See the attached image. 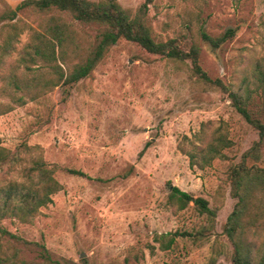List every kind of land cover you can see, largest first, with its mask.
Here are the masks:
<instances>
[{"label": "rangeland", "instance_id": "1", "mask_svg": "<svg viewBox=\"0 0 264 264\" xmlns=\"http://www.w3.org/2000/svg\"><path fill=\"white\" fill-rule=\"evenodd\" d=\"M117 1L136 11L145 0ZM20 2L0 0V10ZM56 22L60 28L47 32ZM146 22L157 41L197 43L203 69L232 90L250 92L256 115L264 86V0H153ZM30 26L56 42V59L36 53L43 39ZM13 27L19 40L0 66V105L12 110L0 114V137L18 160L0 171V186L27 182L24 168L37 158L59 166L54 176L63 186L33 222L0 220L31 242L14 243L21 258L27 264L232 263L235 244L225 227L238 198L230 173L259 133L229 93L200 79L190 59L152 54L124 38L86 78L53 85L61 69L67 74L93 51L104 27L68 11L23 9L15 23H0V49ZM229 28L236 34L219 48L201 36ZM219 135L231 141L226 157L205 163L200 151ZM172 186L206 198L215 213L194 202L180 209ZM243 214L242 241L254 253L264 251V192L249 196ZM168 232L181 235L164 249L170 236L161 234Z\"/></svg>", "mask_w": 264, "mask_h": 264}, {"label": "trees", "instance_id": "2", "mask_svg": "<svg viewBox=\"0 0 264 264\" xmlns=\"http://www.w3.org/2000/svg\"><path fill=\"white\" fill-rule=\"evenodd\" d=\"M153 0H145L142 5L133 11L131 8L123 7L117 0H21L16 7L6 6L0 10V23L8 21L15 23L18 13L23 9L33 8L38 11H48L57 9L68 11L73 18L84 23H96L102 25L100 40L93 51L81 62L74 65L73 69L67 74L61 69L59 79L53 82V85L62 83L71 85L89 76L97 64L102 60L110 47L124 38L129 41L138 43L144 50L152 54H158L164 57L190 59L193 69L200 79L218 85L221 89L228 92L236 109L254 128L258 130L259 138L243 153L239 163L232 166L230 177L232 182V194L238 198V207L229 216L226 224V231L235 244V250L230 264H264V251L252 250V245H246L242 239L246 225L243 223V211L248 202L249 196L260 190L264 192V86L262 90V102L258 112L254 115L250 107L251 93L239 92L230 89L221 78H211L200 63L201 48L197 43L191 44L188 48L179 44L176 38L165 41H157L153 36L150 27L146 22V16L149 11L150 3ZM15 26V24H13ZM17 25V24H16ZM59 26L56 22L47 28V32L52 31ZM32 31L37 30L30 26ZM13 32L9 34L5 43L0 49V66L10 57L14 49L13 41H18L19 31L13 27ZM37 36L43 41L39 42L36 53L41 55L46 61L56 59V42L46 39L44 33L36 32ZM236 34L235 28L227 29L220 36H212L206 31H201L203 40L209 42L213 48H219L227 40L233 38ZM53 35V34H51ZM62 43L61 35H53ZM38 38V37H36ZM26 53V52H25ZM60 67V66H59ZM264 85V79H263ZM16 87H19L16 84ZM41 91V90H40ZM22 100V99H21ZM0 105V114L12 110V106ZM255 112V111H254ZM258 114H260L258 116ZM207 150L202 149L204 162L210 163L215 157L224 158L223 152L225 145H230L231 141L223 138L221 135L209 142ZM145 148L141 151L143 154ZM192 157H195L192 154ZM18 160L15 152L2 145L0 137V171L5 166L12 167ZM260 163V164H259ZM204 165V164H203ZM59 166H48L42 158H37L31 166L25 167V176L27 182H18L17 180L9 181L0 186V220L7 217H15L21 222H33L40 211V208L53 202L52 195L63 189L62 184L55 178L54 172ZM72 174L87 176L82 170L75 168H64ZM170 196L176 198L179 202V208L183 209L189 202H194L200 211L213 215L215 212L209 206V201L202 197H194L191 193L181 190L178 186H172ZM252 222L251 226L254 225ZM170 236L167 242L162 243L164 249L173 245L179 232H168L161 234V237ZM253 235H257L254 231ZM0 236L7 241L4 249V243H0V264H27L21 258L19 251L15 248L14 243L30 244L28 240L10 232L6 228L0 227ZM2 238H0L1 240ZM46 251V247L35 242ZM7 251H11L8 253ZM1 253H4L2 255ZM222 264V263H220Z\"/></svg>", "mask_w": 264, "mask_h": 264}]
</instances>
